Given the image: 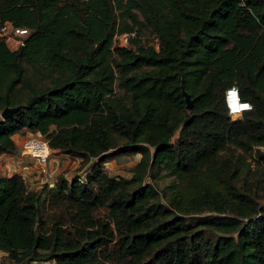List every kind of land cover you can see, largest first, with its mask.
<instances>
[{
  "label": "trees",
  "instance_id": "obj_1",
  "mask_svg": "<svg viewBox=\"0 0 264 264\" xmlns=\"http://www.w3.org/2000/svg\"><path fill=\"white\" fill-rule=\"evenodd\" d=\"M5 23L27 33L13 50L0 37V113L20 106L0 155L28 129L88 172L40 192L0 176V264H264V0H0ZM233 85L254 105L242 119ZM132 154L129 178L105 173ZM44 202L66 228L39 231Z\"/></svg>",
  "mask_w": 264,
  "mask_h": 264
},
{
  "label": "rangeland",
  "instance_id": "obj_2",
  "mask_svg": "<svg viewBox=\"0 0 264 264\" xmlns=\"http://www.w3.org/2000/svg\"><path fill=\"white\" fill-rule=\"evenodd\" d=\"M139 37L141 39V43L142 44L150 45V44L154 43V41L152 39L153 36L150 33L149 29H146V28L141 29L139 31ZM17 39L18 38H16V40ZM19 40L20 39H18L16 42L13 41V40H10L6 44L9 47V49L12 50V49L16 48L17 45L20 43V42H18ZM113 44H114V46H118V47H124V46L130 47L129 39L127 37H121L119 39H117V38L115 39L114 38ZM260 59H261L260 57H256L255 62L258 63L260 61ZM261 63H264V62H259L258 65L260 66ZM244 65L248 66V67H253L254 69L256 67L254 62L253 63L244 62ZM253 68H251V69H253ZM26 69H27V74L30 76L31 81L32 82H36L37 81V77L35 75H33V73L31 72V69L29 67H27V66H26ZM260 72H262L264 74V64L261 66V69L258 70V73H260ZM31 133H34V131H31ZM23 135H24V138H28V137L32 136L31 134H23ZM18 158H19V156H18ZM68 159L71 161L69 163V165L67 167L63 166L60 169L61 172L58 175H55L56 173H53L51 182L54 183L56 181V179L60 175L70 179L76 172L79 171L80 168H78V165L73 167L75 165V160L71 159L70 157ZM15 160L17 161V158H15ZM112 161L113 160L108 161L105 164V166L107 165L106 168L104 167V171H105L106 174H108L109 176H112L114 173L119 172L120 169L122 168V170L124 171V175L127 174L126 175L127 178H129L131 176V168H129V166H134L135 165L134 164L133 155H130V156L127 155L126 158L125 157L122 158V162L120 164H118V165H112L113 167L111 169L110 166L108 168V164L110 162H112ZM248 161H250L251 167H253L254 166V162L251 159H248ZM85 165H87V163ZM85 165H82L81 167L83 168ZM16 167H17V170H18L20 168V164L17 165ZM114 176H119V175L118 174H116V175L114 174ZM124 178H126V177H124ZM29 179L30 180L28 181V185L27 186L30 187L32 191L38 190V192H40L39 190L42 189L44 187V185H45L43 182H41V181H43L44 178L42 176H40V175L32 174V175L29 176ZM35 181H36V183H34ZM168 182H169V178H163V179H160V180L159 179L156 180L157 186L165 185ZM40 210H41V217H40V222H38L39 231H41V232L48 231L50 229V227L54 223H60L61 225H63V228H66V223H67L68 219H67L66 211H65L63 206L52 205L50 202H49V204H47V203L44 202L41 205ZM94 214H95L96 217H98V216L105 217V209L104 208L96 209ZM1 263L2 264H11V262H9L6 259V257H4V256H1Z\"/></svg>",
  "mask_w": 264,
  "mask_h": 264
},
{
  "label": "built area",
  "instance_id": "obj_3",
  "mask_svg": "<svg viewBox=\"0 0 264 264\" xmlns=\"http://www.w3.org/2000/svg\"><path fill=\"white\" fill-rule=\"evenodd\" d=\"M26 33L27 31L25 29L13 27L10 23H5L4 25L0 27V37H4L6 43H8L10 40H13L16 42ZM121 37H127V38L134 37V33L115 35L114 38L119 39ZM16 38L18 39L16 40ZM153 41H154L153 44L156 47L157 39H154ZM18 42L20 43L17 45V47L21 44V40H19ZM224 104H225V93H224ZM225 108L228 114L226 104H225ZM231 119L234 120L233 118ZM24 131H25V134H31L32 136L28 138H24L21 144L19 145L20 168L17 170L16 166H10L8 168V173L10 175L19 174L20 176H22L23 181L27 189L29 190H31V188L28 187L27 185H28V181L30 180L29 176L32 174H37V175L42 176L44 179L41 182L46 184L48 187H51L53 185V182H51V180H52V174L54 173V170H52L48 166V161L53 151L49 148L47 140L39 132L34 131V133H31V131L28 129H24L23 132ZM262 149H264V147H262ZM74 160H75V164L80 163V158H75ZM1 161L3 160L0 158V162ZM87 172H88V167H85L79 170L78 172H76L71 178H75L77 181L82 182L84 181ZM6 174H7V171H6ZM118 175L121 176L123 179H127V176H126L127 174L124 175L123 170H121V173Z\"/></svg>",
  "mask_w": 264,
  "mask_h": 264
},
{
  "label": "crops",
  "instance_id": "obj_4",
  "mask_svg": "<svg viewBox=\"0 0 264 264\" xmlns=\"http://www.w3.org/2000/svg\"><path fill=\"white\" fill-rule=\"evenodd\" d=\"M23 134H25V131L23 132V130H22V131H20V132H18V133L13 135L12 140H13L15 146H16V150L12 154H1L0 155V158L3 160V161L0 162V176H2V177L10 176V174L8 173V168L10 166L19 165V161H20V158H18V156H19V145L21 144V141L24 138ZM132 155L134 157V164H135V163L138 162V160L140 158V155L139 154H132ZM128 156H130V155H128ZM124 157L126 158L127 155H123V156H120L118 158L113 159V161L108 164V168L110 166V168L112 169V167H113L112 165L120 164L122 162V158H124ZM15 158H17V161L15 160ZM68 158L69 157L67 155L52 152V155H51V157H50V159L48 161V166L52 170H54V173H56L55 175H58L61 172L60 169L63 166L67 167L69 165V163L71 162ZM77 165L80 166L81 164L80 163L79 164H75L73 167H75ZM106 166H105V168H106ZM86 167H87V165H86ZM131 167L132 166H129V168H131ZM121 170H122V168L120 169L119 172L114 173V174L115 175L116 174H120ZM6 171H7V174H6ZM34 183H36V181Z\"/></svg>",
  "mask_w": 264,
  "mask_h": 264
},
{
  "label": "clouds",
  "instance_id": "obj_5",
  "mask_svg": "<svg viewBox=\"0 0 264 264\" xmlns=\"http://www.w3.org/2000/svg\"><path fill=\"white\" fill-rule=\"evenodd\" d=\"M225 104L228 110L227 115L233 119H242L245 112L254 110L253 104L248 101H242L240 90L235 85L225 91Z\"/></svg>",
  "mask_w": 264,
  "mask_h": 264
},
{
  "label": "water",
  "instance_id": "obj_6",
  "mask_svg": "<svg viewBox=\"0 0 264 264\" xmlns=\"http://www.w3.org/2000/svg\"><path fill=\"white\" fill-rule=\"evenodd\" d=\"M182 95H183L184 101H185V109L187 111H189L192 108L191 97L185 90H182ZM19 109H20V106H17V107H6V108H4L1 111L0 117L2 119H6V118L10 117L13 113L17 112Z\"/></svg>",
  "mask_w": 264,
  "mask_h": 264
}]
</instances>
